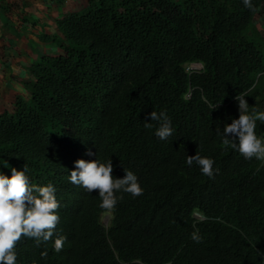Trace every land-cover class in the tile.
<instances>
[{"label":"trees","instance_id":"1","mask_svg":"<svg viewBox=\"0 0 264 264\" xmlns=\"http://www.w3.org/2000/svg\"><path fill=\"white\" fill-rule=\"evenodd\" d=\"M252 4L90 0L57 19L63 53L31 65L29 97L0 112V173L26 165L30 184L53 185L60 204L53 238L37 247L22 236L16 264H264V161L216 133L239 118L238 94L264 111V0ZM152 111L171 120L168 139ZM255 131L264 138V123ZM196 153L214 161L212 178L186 163ZM79 159L111 160L115 178L132 171L143 195L117 192L104 225L98 191L69 180Z\"/></svg>","mask_w":264,"mask_h":264},{"label":"clouds","instance_id":"2","mask_svg":"<svg viewBox=\"0 0 264 264\" xmlns=\"http://www.w3.org/2000/svg\"><path fill=\"white\" fill-rule=\"evenodd\" d=\"M243 4L255 10L252 0H243ZM235 99L239 102V118L226 124L223 130L217 128L216 133L222 138L223 145L238 151L246 160L256 158L264 161V138H259L255 131L257 121L264 123V111L253 109L250 112L245 95L238 94ZM149 119L159 122L155 132L159 139L166 140L173 134L171 120L165 112L158 114L152 111ZM145 127H151V124L145 123ZM88 155L93 153L89 152ZM186 163L199 166L202 174L209 178L214 176V161L208 157L196 153L195 156H188ZM27 170L25 165L23 171L12 168L11 177L0 173V264H16L14 249L22 236L34 239L37 247L42 242L50 241L60 220L57 214L60 204L55 196V187L51 184H30L25 175ZM124 171L123 178H115L111 160L105 164L97 159H79L75 162V169L70 172L69 180L89 193L98 191L101 200L99 207L112 212L118 199L122 198L117 197V192L128 193L133 198L143 195L137 176L132 171ZM66 239L60 236L54 240L55 252L62 251ZM191 239L196 243L202 242L198 231L191 234ZM258 255L264 258V252L258 251Z\"/></svg>","mask_w":264,"mask_h":264},{"label":"crops","instance_id":"3","mask_svg":"<svg viewBox=\"0 0 264 264\" xmlns=\"http://www.w3.org/2000/svg\"><path fill=\"white\" fill-rule=\"evenodd\" d=\"M89 1L0 0V112L11 109L19 96L29 97L25 83L34 79L31 65L44 55L63 53L57 19L85 9ZM256 23L264 42V6Z\"/></svg>","mask_w":264,"mask_h":264},{"label":"rangeland","instance_id":"4","mask_svg":"<svg viewBox=\"0 0 264 264\" xmlns=\"http://www.w3.org/2000/svg\"><path fill=\"white\" fill-rule=\"evenodd\" d=\"M186 66L189 70H201L203 68V64L199 62L188 63ZM112 217H113L112 212H104L102 214L103 224L108 226L112 220Z\"/></svg>","mask_w":264,"mask_h":264}]
</instances>
